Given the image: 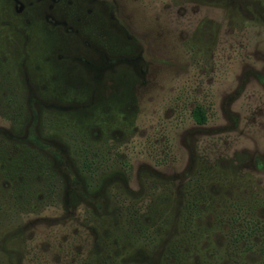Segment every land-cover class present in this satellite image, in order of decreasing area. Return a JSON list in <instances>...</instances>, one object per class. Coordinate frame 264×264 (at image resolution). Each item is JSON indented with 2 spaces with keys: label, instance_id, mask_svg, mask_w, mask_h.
<instances>
[{
  "label": "rangeland",
  "instance_id": "374dc122",
  "mask_svg": "<svg viewBox=\"0 0 264 264\" xmlns=\"http://www.w3.org/2000/svg\"><path fill=\"white\" fill-rule=\"evenodd\" d=\"M1 74L63 192L21 204L0 264H260L259 235L234 246L214 221L222 204L264 221V0H0Z\"/></svg>",
  "mask_w": 264,
  "mask_h": 264
},
{
  "label": "trees",
  "instance_id": "16d2710c",
  "mask_svg": "<svg viewBox=\"0 0 264 264\" xmlns=\"http://www.w3.org/2000/svg\"><path fill=\"white\" fill-rule=\"evenodd\" d=\"M11 78L4 74L0 75V84H4L7 91L0 97V116L3 121L8 122V129L11 133L7 136L6 133L0 132V163L3 162L8 151L12 153V160L7 161L9 167L6 166V170H8L10 182H14L13 187L0 188V234L2 230L6 229L5 231L8 230L9 233L10 230L15 229L11 236H16L19 229L17 223L14 225V222L16 212L19 213L22 207L21 204L26 202L29 207L31 197L40 194L46 200L56 198L60 205L63 184L60 176L51 170L48 155L42 152L43 150L35 141L22 137L23 123L28 117V112L20 101L24 92L16 90L18 88L16 79ZM190 116L197 125L205 123V115L200 107L192 109ZM94 143L92 140L74 135L70 146L71 154H75L74 159L77 160L78 168L88 176L95 175L99 167H105L104 156L98 151L93 152L97 147ZM22 193L24 196L18 199V194L21 196ZM34 204L48 206L46 203L42 205L36 197ZM7 216L12 217L10 222ZM214 223L216 228L225 227V235L233 239L234 246L242 241L248 242L253 236L259 235L263 246L258 249L256 254L258 257L255 258L260 261V264H264V221L258 218L254 211H245L222 204L215 212ZM133 227L137 228V225ZM141 238L149 240L151 237L141 236Z\"/></svg>",
  "mask_w": 264,
  "mask_h": 264
}]
</instances>
